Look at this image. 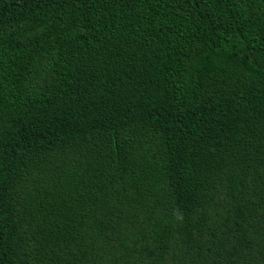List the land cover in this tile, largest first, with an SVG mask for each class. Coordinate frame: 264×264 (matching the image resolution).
I'll list each match as a JSON object with an SVG mask.
<instances>
[{"label":"trees","instance_id":"trees-1","mask_svg":"<svg viewBox=\"0 0 264 264\" xmlns=\"http://www.w3.org/2000/svg\"><path fill=\"white\" fill-rule=\"evenodd\" d=\"M0 264H264V0H0Z\"/></svg>","mask_w":264,"mask_h":264}]
</instances>
